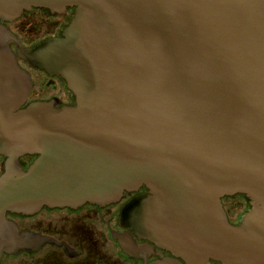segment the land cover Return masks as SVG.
Masks as SVG:
<instances>
[{
    "label": "water",
    "instance_id": "water-1",
    "mask_svg": "<svg viewBox=\"0 0 264 264\" xmlns=\"http://www.w3.org/2000/svg\"><path fill=\"white\" fill-rule=\"evenodd\" d=\"M74 7L34 47L0 25V241L18 235L9 212L145 187L122 222L172 254L154 264H264V0H0V20ZM19 57L75 104L26 105ZM237 194L251 207L233 224L222 199Z\"/></svg>",
    "mask_w": 264,
    "mask_h": 264
},
{
    "label": "flooded vegetation",
    "instance_id": "flooded-vegetation-1",
    "mask_svg": "<svg viewBox=\"0 0 264 264\" xmlns=\"http://www.w3.org/2000/svg\"><path fill=\"white\" fill-rule=\"evenodd\" d=\"M75 11L74 7L68 8L64 14H57L46 8H35L31 12H24L13 22L0 20V25L7 26L25 46L34 47L47 38L61 36ZM35 14L45 17L54 30L41 40H28L22 35L28 26L21 21ZM11 48L17 53L14 43H11ZM19 64L29 73L32 82L26 105L38 101H53L57 106L75 104L76 97L64 78L29 66L20 57ZM36 157H20V166L28 169ZM5 162L6 157L0 155V176L5 171ZM147 191L142 187L139 192L126 193L121 201L107 206L92 203L78 208L44 206L31 215L9 212L7 219L17 228L18 235L11 238L7 234L0 241V264L161 263L172 254L148 239L138 237L122 222L126 204L136 195ZM222 201L233 224H239L251 207L250 200L243 194L227 196ZM239 206L241 209H238ZM213 264L219 262L213 261Z\"/></svg>",
    "mask_w": 264,
    "mask_h": 264
},
{
    "label": "rangeland",
    "instance_id": "rangeland-1",
    "mask_svg": "<svg viewBox=\"0 0 264 264\" xmlns=\"http://www.w3.org/2000/svg\"><path fill=\"white\" fill-rule=\"evenodd\" d=\"M21 23H23L25 26H28V29L22 33V35L28 40H41L46 35H48V33H51L54 30L49 25L50 22H48L47 19L40 14L27 17L23 19ZM41 82H39V84H41Z\"/></svg>",
    "mask_w": 264,
    "mask_h": 264
}]
</instances>
